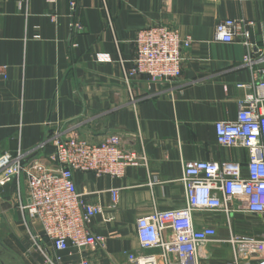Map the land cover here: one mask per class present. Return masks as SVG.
I'll return each instance as SVG.
<instances>
[{
  "label": "crops",
  "instance_id": "0c3cea01",
  "mask_svg": "<svg viewBox=\"0 0 264 264\" xmlns=\"http://www.w3.org/2000/svg\"><path fill=\"white\" fill-rule=\"evenodd\" d=\"M72 15L83 25L76 34ZM226 18L248 23L251 47L216 38V25ZM159 24L193 38L182 77H128L138 31ZM0 64L8 65V78L0 77V155L31 150L59 125L83 122L84 137L98 142L119 133L147 156V165L130 167L122 178L74 173L86 200L102 208L91 230L105 245L87 256L93 264H132L128 253L156 252L141 248L138 218L185 205V163L248 160L246 149L218 144L215 123L235 120L252 85L264 80V0H0ZM52 151L48 145L32 158ZM20 189L26 197L25 178ZM112 189H119L115 205ZM18 190L12 182L0 199V264H45L42 250L54 253L52 243L18 208ZM195 221L215 226L219 239L264 238L262 222L244 213L234 216L232 232L222 214L198 212ZM60 254L65 262L81 258L74 247ZM233 258L230 243L215 242L199 249L197 264Z\"/></svg>",
  "mask_w": 264,
  "mask_h": 264
},
{
  "label": "built area",
  "instance_id": "2783aa9c",
  "mask_svg": "<svg viewBox=\"0 0 264 264\" xmlns=\"http://www.w3.org/2000/svg\"><path fill=\"white\" fill-rule=\"evenodd\" d=\"M57 1L47 0L50 4ZM71 7L76 10V1L71 2ZM247 26L245 20L226 18L216 25L215 36L224 43L239 40L251 47ZM69 27L72 34L83 30L74 15ZM193 42L191 35L182 36L168 25L143 27L135 38L136 56L127 76L143 75L153 81L170 82L180 79L185 52ZM245 61L253 62L250 53ZM0 77L8 78V65L0 64ZM252 86L254 93L240 102L237 118L215 123L218 144L246 149L248 160L185 163L180 179L185 187V205L138 218L141 248L156 252H130L132 264H197L199 249L215 242L231 244L232 264H264V238L231 235L219 239L215 226H199L195 221L198 212L222 214L232 232L234 216L244 213L258 217L264 225V80ZM82 124L59 125L33 149L20 148L15 153L0 155V199L4 189L16 181L18 208L25 217L42 225L43 235L52 243L54 253L42 250L45 264H93L87 251L105 245V238L91 230L92 219L102 213V208L86 200L74 181L75 172L122 178L130 167L148 162L144 153L126 145L123 135L114 133L101 141H92L83 136ZM48 145L53 147L51 153L32 158L35 153H43ZM22 178L27 185L26 197L20 189ZM112 195L115 205L119 189H112ZM39 239V235L34 236L36 242ZM71 247L81 254L75 263L65 262L60 254Z\"/></svg>",
  "mask_w": 264,
  "mask_h": 264
},
{
  "label": "rangeland",
  "instance_id": "374dc122",
  "mask_svg": "<svg viewBox=\"0 0 264 264\" xmlns=\"http://www.w3.org/2000/svg\"><path fill=\"white\" fill-rule=\"evenodd\" d=\"M250 219H252V220H259V222H261V220L259 219V218H257V217H255V216H250ZM2 257H3V248H2V246L0 245V262H1V259H2Z\"/></svg>",
  "mask_w": 264,
  "mask_h": 264
}]
</instances>
